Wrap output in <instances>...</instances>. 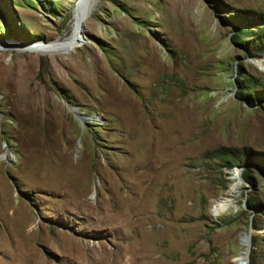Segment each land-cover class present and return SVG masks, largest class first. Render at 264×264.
I'll return each mask as SVG.
<instances>
[{
	"label": "rangeland",
	"instance_id": "374dc122",
	"mask_svg": "<svg viewBox=\"0 0 264 264\" xmlns=\"http://www.w3.org/2000/svg\"><path fill=\"white\" fill-rule=\"evenodd\" d=\"M76 1L0 0V40L68 35ZM89 18L72 51L0 50L49 119L21 123L0 75V264H264V0H97Z\"/></svg>",
	"mask_w": 264,
	"mask_h": 264
},
{
	"label": "bare ground",
	"instance_id": "6f19581e",
	"mask_svg": "<svg viewBox=\"0 0 264 264\" xmlns=\"http://www.w3.org/2000/svg\"><path fill=\"white\" fill-rule=\"evenodd\" d=\"M96 1L97 0H77L76 1L75 6L73 8V13H72V24H71L72 28L68 35L59 36L57 38H54L50 42L37 41L34 43H20L19 44V43H13L12 41L0 40V50H5L7 48H15V49H23V50H26L27 52L29 51V52H39V53H66V52L74 50L76 47H79L81 45V39L79 35L83 31L82 27L84 23H87L89 25L90 22L88 20L91 19L89 17H90V14L93 10V7ZM13 64H16V66L19 68H15ZM29 64H30L29 62L28 63L27 62L23 63V61L20 62L19 60H16V58L12 59L8 63H4L0 61V75L4 77V80H5L2 86L4 87V90L8 92L7 96L9 97L8 99L9 105H10L9 107L17 111V113L19 114L18 118L21 123L25 125L31 124V123H39L41 126H45L47 129L48 127L47 122L49 119L46 117V114L43 115L45 110L44 111L42 110L45 109V106H43L42 103L44 102L46 98H48V95L46 94V92L40 89L41 87L39 88V85L37 83L32 82V75L30 74L29 71H27L28 69H26ZM66 153H68L67 150H66ZM139 161L140 163L137 162L138 166H136V162H135L132 164L131 168L134 173V176H136L139 181V185H138L139 188H141L142 186L143 188L142 192L145 193L146 188L148 186L150 187L156 186V184L154 183L155 177L153 178L152 176L150 177V179H148L149 180L148 184L146 183V185H144V182L147 181L146 180L147 176L153 172L152 170L153 165H152L151 160L149 159L148 160L142 159ZM236 186L237 185H235V182L231 183L230 191L228 192L226 196L220 199L221 203L228 204L229 202H231V198H232L231 196L233 192L236 190L235 189ZM147 190L149 189L147 188ZM124 196L129 197V195H124ZM81 200L86 202L85 194H83ZM135 200L136 199L129 198L128 209L131 210L132 208L138 205ZM123 202L125 203V201ZM140 225H144V224L139 223L136 226V229ZM247 241H248L247 235L243 234L240 240L241 246L244 247ZM100 257L101 256L99 254V258ZM236 261L238 264H247V258L245 255H243L242 252H240L239 255L237 256Z\"/></svg>",
	"mask_w": 264,
	"mask_h": 264
},
{
	"label": "trees",
	"instance_id": "16d2710c",
	"mask_svg": "<svg viewBox=\"0 0 264 264\" xmlns=\"http://www.w3.org/2000/svg\"><path fill=\"white\" fill-rule=\"evenodd\" d=\"M262 35V34H261ZM231 156L233 157V162H238V158H237V155H234V154H231ZM243 171V177H244V179L246 180V181H249L250 182V179H249V177L245 174V170L243 169L242 170Z\"/></svg>",
	"mask_w": 264,
	"mask_h": 264
},
{
	"label": "water",
	"instance_id": "95a60500",
	"mask_svg": "<svg viewBox=\"0 0 264 264\" xmlns=\"http://www.w3.org/2000/svg\"><path fill=\"white\" fill-rule=\"evenodd\" d=\"M238 168H242V166H239ZM249 236H250V233H249ZM246 258L248 259V255L246 256Z\"/></svg>",
	"mask_w": 264,
	"mask_h": 264
}]
</instances>
